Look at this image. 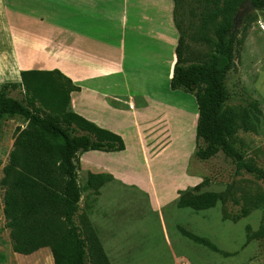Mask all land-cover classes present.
Segmentation results:
<instances>
[{
    "label": "trees",
    "instance_id": "1",
    "mask_svg": "<svg viewBox=\"0 0 264 264\" xmlns=\"http://www.w3.org/2000/svg\"><path fill=\"white\" fill-rule=\"evenodd\" d=\"M173 23L178 32L176 62L170 90L194 96L198 117L193 157L207 161L222 153L237 171L264 182V168L235 148L238 130L257 132L264 123L260 103L254 98L245 108L228 106V74L234 68L237 44L234 17L245 0H172ZM256 11L264 0H250ZM201 42L207 52L185 54L187 42ZM20 89L22 98L10 95ZM58 70H24L19 83L0 86V119L20 116L12 149L3 168V215L14 253L30 255L48 248L53 264H111L103 243L84 214L79 213V154L88 151L119 152L122 138L103 130L69 110L70 94L78 91ZM112 177L87 174L86 189L97 190ZM200 185L178 191L176 206L193 211L225 203L222 194L202 192ZM264 203V195L255 199ZM246 215V210H242ZM249 232V226L245 227ZM180 233L224 257L208 239L179 228ZM264 243V224L247 234Z\"/></svg>",
    "mask_w": 264,
    "mask_h": 264
},
{
    "label": "rangeland",
    "instance_id": "2",
    "mask_svg": "<svg viewBox=\"0 0 264 264\" xmlns=\"http://www.w3.org/2000/svg\"><path fill=\"white\" fill-rule=\"evenodd\" d=\"M22 3L31 4V1L4 0L6 12L4 16L0 12V21L5 20L4 25L0 23V74L12 60L16 25L24 43L29 42L27 30L33 18L28 16L26 6L24 10L17 9L16 5ZM118 4L119 1L117 7ZM235 24L237 44L234 68L227 77L231 93L228 106L245 108L250 98H258L262 101L264 117V10L249 12ZM204 52L207 46L203 43L187 42L186 56ZM10 95L17 99L23 97L20 89L11 91ZM183 95L185 97L170 98L175 104L197 110L194 96ZM24 126L20 116L0 119V183L16 128ZM235 136V148L264 168V123L259 124L257 132L241 129ZM172 147L175 156L178 150L180 152V166L177 162L172 165L170 155L161 158L156 163L157 171L152 172L155 191L150 194L115 181H107L97 190L86 189L87 176L77 171L82 191L79 213L84 214L97 231L111 264H264V243L253 239L245 244L246 235L255 233L264 224V203L255 200L264 195V182L237 171L221 152L207 161L196 159L193 157L195 141L190 139L186 144ZM166 148L168 151V146ZM141 177L147 179V176ZM187 177L197 178L199 193L222 194L225 203L217 202L214 208L198 212L178 208V191L192 188L188 183L191 179ZM178 187L182 189L177 190ZM3 195L0 184V264H53L48 248L27 256L12 251L3 215ZM242 210H246V215H242ZM179 228L208 239L229 256L194 243L184 237Z\"/></svg>",
    "mask_w": 264,
    "mask_h": 264
},
{
    "label": "crops",
    "instance_id": "3",
    "mask_svg": "<svg viewBox=\"0 0 264 264\" xmlns=\"http://www.w3.org/2000/svg\"><path fill=\"white\" fill-rule=\"evenodd\" d=\"M30 1L16 5L26 6L33 18L29 42L16 25L12 60L0 74V86L19 83L24 70L60 71L79 88L70 94L69 110L120 136L125 145L119 152L79 154L78 172L109 175L123 186L154 192L156 163L170 155L172 165L180 166V152L175 156L172 146L196 138L198 111L170 98L185 97L169 87L178 43L173 1ZM5 8L0 0L2 16ZM187 178L190 187L196 185L197 178Z\"/></svg>",
    "mask_w": 264,
    "mask_h": 264
},
{
    "label": "water",
    "instance_id": "4",
    "mask_svg": "<svg viewBox=\"0 0 264 264\" xmlns=\"http://www.w3.org/2000/svg\"><path fill=\"white\" fill-rule=\"evenodd\" d=\"M252 11H255V9H254V6L252 5L251 1L250 0L243 1L239 5V8H238L236 15L234 17V22L236 23V22L242 20L246 16V14H248L249 12H252Z\"/></svg>",
    "mask_w": 264,
    "mask_h": 264
}]
</instances>
